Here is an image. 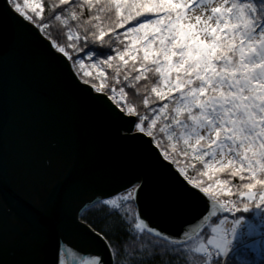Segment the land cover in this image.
I'll return each mask as SVG.
<instances>
[{
    "label": "water",
    "instance_id": "obj_1",
    "mask_svg": "<svg viewBox=\"0 0 264 264\" xmlns=\"http://www.w3.org/2000/svg\"><path fill=\"white\" fill-rule=\"evenodd\" d=\"M0 37V264H113L80 219L133 189L140 222L184 242L211 202L8 0Z\"/></svg>",
    "mask_w": 264,
    "mask_h": 264
},
{
    "label": "snow or ice",
    "instance_id": "obj_2",
    "mask_svg": "<svg viewBox=\"0 0 264 264\" xmlns=\"http://www.w3.org/2000/svg\"><path fill=\"white\" fill-rule=\"evenodd\" d=\"M11 4L30 23L35 24L36 17L43 19V0L34 7L28 0H23V4L11 0ZM51 7L61 9L53 19L65 26L69 21H82L84 31L87 33L91 26L95 30L93 38L101 43H105L106 35H115L124 44L118 34L120 28L125 29V38L134 34L130 43L123 50L117 49V56L112 58L123 62L122 66L113 65L112 59L100 64L115 69L117 83L122 68L128 69L125 81H129L132 72L137 73L132 77L137 82L150 80L148 74H152V95L143 100L144 105L165 100L168 103H162L149 126L141 125L139 131L153 139L157 132L162 134L165 159L180 166L185 181L211 202L193 231L184 233V247L172 251L176 259L183 258L182 264H229L225 258L233 250L243 221L237 217L226 228L225 216L214 222L216 226L210 228L206 237L200 225L218 212H248L249 204L264 210V0H53ZM198 9L200 15L193 16ZM85 11L90 14L87 19ZM145 13L156 18L126 27ZM68 38L81 39L79 35ZM57 47L68 55L65 48ZM126 56L132 61L130 69ZM86 67L96 69L98 65L86 66L81 61L82 75L92 77L91 70L84 71ZM100 75L107 78V73L101 71ZM105 86L103 82L99 87L93 84L97 91ZM130 86L136 87L131 83ZM111 91L120 92L121 98L113 99L121 110L138 114L135 107H125L127 93L123 88ZM162 115L164 123L157 127ZM235 178L239 184L232 183ZM222 196L229 199L223 200ZM232 196L238 199L232 200ZM134 198L130 191L121 199ZM106 203L120 207L116 200ZM135 228L151 231L142 221ZM254 231L249 226L248 235ZM84 264L101 261L86 260Z\"/></svg>",
    "mask_w": 264,
    "mask_h": 264
},
{
    "label": "trees",
    "instance_id": "obj_3",
    "mask_svg": "<svg viewBox=\"0 0 264 264\" xmlns=\"http://www.w3.org/2000/svg\"><path fill=\"white\" fill-rule=\"evenodd\" d=\"M18 2L23 4V0H18ZM40 2L41 0H28L29 5L33 7ZM253 2H257V0H253ZM8 3L11 9L19 15L12 6L11 0H8ZM43 3L45 9L43 19L41 20L40 17H36L35 24L27 22L35 27L40 34L52 44L57 53L63 55L68 60L73 73L81 83L88 85L97 91V88L93 87V84L99 87L101 82H103L106 86L99 92L115 102L116 105L117 102L113 97L115 96L120 99L121 94L119 91L113 93L111 89L116 88L119 90L120 88H123L127 93V96L124 98L126 99L125 107H135L138 114L129 115L126 111H121L126 117L135 119L137 127L143 125L147 128L151 119L157 115L155 110L159 109L162 106V103H168V101L165 100L156 103L150 102L148 107L144 105L143 100L152 95L149 91L152 86L150 81H154L155 78L149 73L150 80L141 79L137 82L132 79L137 73L132 72L129 81H125L123 77L128 69L122 68L119 77L120 82L117 83L115 69L108 67L106 64H100V62L105 61L106 59L116 57L117 49L123 50L124 46L130 43L134 34L129 33V37L125 38L123 36L125 29L120 28L118 29V34L121 39L124 40V44H120L115 35H106L104 37L105 43H101L99 40L93 38L92 32L95 30L92 29L91 26H88L89 31L87 33L84 31L82 21H69L68 25L65 26L61 21L53 19V17L61 11L60 8H56L55 10L52 9L51 5L53 0H43ZM89 15L90 14L85 11L84 19H87ZM160 15L163 14L161 13ZM154 18L156 17L152 14L145 13L140 17L133 18L127 23L126 27L131 28L137 26L141 21L146 22L148 19ZM44 25H47V27H44ZM69 35H79L81 39L73 41L68 38ZM85 36H87V39H84ZM57 45L65 48L68 55L61 53ZM137 47H139V45H137ZM140 55L142 56L143 53H140ZM89 57H91V60ZM125 59L129 60V57L126 56ZM81 61H83L86 66L92 64L98 65L96 69H91L90 67L84 69V71L91 70L93 72L92 77H84L82 75V70L79 68ZM112 63L113 65H123V62L115 59H112ZM131 65L132 61L129 60V69L131 68ZM101 71L107 73V78L100 75ZM86 79L89 81L88 83L85 82ZM130 83L135 84L136 87L132 88ZM117 107L121 109L118 105ZM144 116H148L149 119L144 120ZM163 123L164 116L162 115L160 121H158L157 127L161 126ZM144 134L151 139L152 143L161 152L165 159L163 154L165 144L161 143L162 134L157 132L156 139H153V137L148 136L146 133ZM158 143L160 144V147H157ZM165 160L171 163L175 169L180 172V166L173 164L168 159ZM197 167L199 168L200 165L197 164ZM192 174V170H189V175ZM232 183L239 184L240 181L238 178H235ZM202 194L204 195V193ZM123 196L124 195L113 199L120 202L119 208H113L111 204L104 202L86 210L80 219L84 225L89 227L107 243L112 254L113 264H182L183 258L176 259L175 253L172 250L184 247V242L168 240L153 231L145 230L144 232H140L136 229L135 224L140 223V220L138 218L134 201L133 199L130 201H124L121 199ZM205 197L209 200L207 196ZM221 199L228 200L229 197L222 196ZM231 199L237 200L238 197L232 196ZM249 208L250 210L248 212H238V217L242 221H246L247 219L250 220L251 226L255 225L260 230L264 231V210L256 209L252 204H249ZM219 219H221V217L210 219L208 224L202 228L204 230L202 235L206 237L210 232V228L215 226L214 222ZM253 240L254 239H251L250 241ZM238 241L239 240L237 239L235 243L236 247L232 250V253L226 260L229 264H264V244L257 242L251 247L248 246V243L244 244L242 241ZM256 241H258V239H256ZM188 243L191 242L189 241Z\"/></svg>",
    "mask_w": 264,
    "mask_h": 264
},
{
    "label": "rangeland",
    "instance_id": "obj_4",
    "mask_svg": "<svg viewBox=\"0 0 264 264\" xmlns=\"http://www.w3.org/2000/svg\"><path fill=\"white\" fill-rule=\"evenodd\" d=\"M193 16H195V15H200V11H199V9L195 12V13H193L192 14ZM193 23H194V20H193ZM109 99V98H108ZM110 101H111V99H109ZM116 107H117V105H116V103L115 102H113V101H111ZM118 108V107H117ZM119 109V108H118ZM120 111H121V109H119ZM122 112V111H121ZM123 113V112H122ZM135 133H139V134H144V133H142V132H140L139 131V127H137V128H135V131H134ZM145 135V134H144ZM177 170V169H176ZM179 172V171H178ZM180 173V172H179ZM180 175L183 177V174L182 173H180ZM131 192H133V194H134V192H135V189H133ZM210 201V200H209ZM256 213V212H255ZM260 214V213H259ZM227 217V220H228V223H226L225 225H224V227H230L231 226V222H232V220H234L235 218H237L238 217V213H235V215H233V214H231V213H228V214H222V213H220V212H218L217 213V216L216 217H221V219H223L224 217ZM216 217H211V219L212 218H216ZM210 221V220H209ZM208 224V223H207ZM251 224V221L250 220H246V221H243V224H242V226H241V228L240 229H238V233H237V239L239 240V241H242V243H244V244H247L248 243V246H251V247H253V244L254 243H257V242H261L262 244H264V231H262V230H260L258 227H256L255 225L254 226H252L254 229H255V231H254V233L250 236V235H248V231L249 230H247V228H249V226H251L250 225ZM216 226V225H215ZM258 231V232H257ZM243 233V234H242ZM251 237V238H250ZM237 239H236V241H237ZM251 239H254V241H250ZM256 239H258V241H256ZM236 241L234 242V245H233V249L236 247V245H235V243H236ZM238 241V242H239ZM232 252H230V254H231ZM229 254V255H230ZM228 258V257H227ZM227 258H225L226 260H227ZM92 259H96L97 260V258L96 257H91L90 258V260H92ZM86 260H89V259H83L81 262H79L78 264H84V262L86 261ZM63 264H66L65 262L63 263Z\"/></svg>",
    "mask_w": 264,
    "mask_h": 264
},
{
    "label": "bare ground",
    "instance_id": "obj_5",
    "mask_svg": "<svg viewBox=\"0 0 264 264\" xmlns=\"http://www.w3.org/2000/svg\"><path fill=\"white\" fill-rule=\"evenodd\" d=\"M94 92L95 93H98V94H100V95H103V96H105L104 94H101L99 91H95V89H94ZM108 98V97H107ZM136 127H137V122H136ZM135 133V132H134ZM146 136V135H145ZM138 185V184H137ZM102 203H104V202H102ZM93 257H95V256H93ZM98 259V258H97Z\"/></svg>",
    "mask_w": 264,
    "mask_h": 264
},
{
    "label": "built area",
    "instance_id": "obj_6",
    "mask_svg": "<svg viewBox=\"0 0 264 264\" xmlns=\"http://www.w3.org/2000/svg\"><path fill=\"white\" fill-rule=\"evenodd\" d=\"M247 230H249V228H247ZM243 234V233H242Z\"/></svg>",
    "mask_w": 264,
    "mask_h": 264
}]
</instances>
